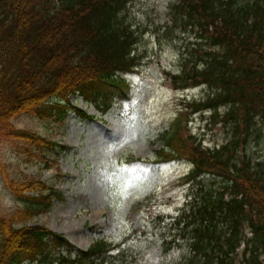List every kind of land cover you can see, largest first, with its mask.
Instances as JSON below:
<instances>
[{
	"label": "trees",
	"instance_id": "16d2710c",
	"mask_svg": "<svg viewBox=\"0 0 264 264\" xmlns=\"http://www.w3.org/2000/svg\"><path fill=\"white\" fill-rule=\"evenodd\" d=\"M126 2L0 0V146L17 138L34 146L50 144L10 119L21 112L53 113L55 106L65 112L72 91L96 99L99 81L110 82L115 68L135 65L130 48L136 38L120 16ZM172 8L199 38L188 51L192 63L184 61L173 77L183 84L211 85L213 94L191 106L225 105L224 120L238 137L204 147L194 135H184L181 118L162 133L158 156L188 158L193 168L184 180L198 184L172 217L165 248L186 249L178 264H264V156L241 154V146L264 130V0H179ZM52 99L60 101L53 107ZM0 175L24 200L23 207L0 214V264L25 258L43 264H126L116 262L107 239L80 249L44 225L26 224L49 209L55 193L50 187L45 194L49 186L35 178H11L1 161ZM208 175L218 178L219 186L204 183Z\"/></svg>",
	"mask_w": 264,
	"mask_h": 264
},
{
	"label": "rangeland",
	"instance_id": "374dc122",
	"mask_svg": "<svg viewBox=\"0 0 264 264\" xmlns=\"http://www.w3.org/2000/svg\"><path fill=\"white\" fill-rule=\"evenodd\" d=\"M170 1L132 0L129 4L125 19L138 35L135 54L139 65L125 76L127 93L119 88L115 103L105 114L81 95L72 94L71 103L95 118L69 111L64 119L28 113L13 119L16 126L47 135L62 148L27 153L23 149L27 143L22 140H11L10 146L6 142L2 148V161L10 176L38 178L61 193L48 211L31 218L29 224L58 230L82 248L102 235L119 239L131 235L122 246L129 259L132 257L131 264H166L179 259L178 250L167 255L157 251L160 231L154 211L176 212L183 205L189 188L178 178L191 165L186 160L129 165L126 156L153 158L160 145L158 135L177 115L183 96L199 99L207 90L205 86L178 90L166 79L164 70H178L180 52L192 39L190 33L180 31L178 18L175 24L173 14H166ZM112 89L107 86L100 91L109 96L115 93ZM190 119L191 130L204 145L220 144L228 135L222 114L212 117L209 111L197 112ZM258 141L254 139L249 147L254 156L264 154V138L263 144ZM152 192L158 194L139 207L137 203ZM21 205L0 177V213Z\"/></svg>",
	"mask_w": 264,
	"mask_h": 264
}]
</instances>
